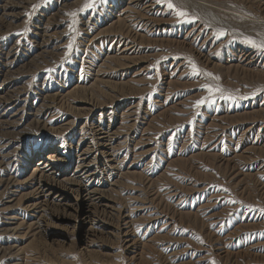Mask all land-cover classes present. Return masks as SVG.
Wrapping results in <instances>:
<instances>
[{
    "label": "rangeland",
    "instance_id": "1",
    "mask_svg": "<svg viewBox=\"0 0 264 264\" xmlns=\"http://www.w3.org/2000/svg\"><path fill=\"white\" fill-rule=\"evenodd\" d=\"M84 2L0 0V264H264V52L243 42L264 0H173L197 17L179 23L157 0ZM205 84L237 99L196 107ZM100 125L93 223L30 206L42 154L65 146L71 174Z\"/></svg>",
    "mask_w": 264,
    "mask_h": 264
},
{
    "label": "bare ground",
    "instance_id": "2",
    "mask_svg": "<svg viewBox=\"0 0 264 264\" xmlns=\"http://www.w3.org/2000/svg\"><path fill=\"white\" fill-rule=\"evenodd\" d=\"M101 126L102 125L96 129L99 131L98 133L95 132V136L97 137L91 136V140H93L92 142L90 141L91 143L84 148H80V145L76 146L78 162L74 172L71 174L63 175L64 173L55 170L58 163L62 165L71 163V158L66 155L68 151L65 150V146L62 148L60 144L55 152L42 154V157L38 160L36 167L32 170L29 177H27L28 179L26 181L30 183L37 181L38 187H36V190L38 191V189H40L45 199L37 204H29L30 206L35 209L40 207L42 210H45L46 213H51L61 219L74 217L79 222L81 221L79 217L82 216L83 225L93 223L95 220L94 214L96 215L95 211L98 212L97 209L103 205L101 202H104L102 201V192L104 189H101L100 184L112 171V168H110L111 171L107 168L113 165L111 164L112 159L110 158L112 156L110 150L113 138L110 136V130L107 129L104 131V128H101ZM83 132L84 131H82V133ZM71 147L73 148V146ZM101 154L102 158H99ZM119 161L120 160H118V162ZM36 173L38 177L35 176L37 175ZM35 191L32 193L29 192L28 197L33 196ZM72 199L76 202L73 203ZM60 209L61 211H59Z\"/></svg>",
    "mask_w": 264,
    "mask_h": 264
},
{
    "label": "snow or ice",
    "instance_id": "3",
    "mask_svg": "<svg viewBox=\"0 0 264 264\" xmlns=\"http://www.w3.org/2000/svg\"><path fill=\"white\" fill-rule=\"evenodd\" d=\"M107 3V0H85L84 4L81 6V8L79 9V11H98L100 7H102L103 5H105ZM158 4H162L164 5L167 9L171 10L179 19L177 22H191L194 21L195 19H197V17L195 16H190L189 13L184 10L179 8L175 3H173V0H157ZM39 5H33V8H38ZM30 15V14H29ZM68 15L70 16H76L77 13L76 12H71ZM226 35V33L221 30L217 33V38H219L220 36H224ZM243 42L250 45L251 47L264 52V39L262 40H256L253 37H249L246 36L243 38ZM67 47L69 49L72 48V43L70 42ZM191 69H192V75H199L201 74V70L199 69V67L195 64V62H191ZM207 76H213L212 73H204ZM215 79H219L218 77H214ZM203 88H205L208 92V95L205 97L200 98L199 100H197L195 102V106L199 107L203 104H214L216 102V99H224V100H229V101H234L237 98L231 94H226L225 91L219 87L218 85H212V84H205L202 85ZM225 191H228L227 189H225ZM231 203H237V201H230ZM249 208V210H252V206L249 205L247 206ZM260 212L262 214H264V208H260ZM213 264H215V262L213 261Z\"/></svg>",
    "mask_w": 264,
    "mask_h": 264
}]
</instances>
